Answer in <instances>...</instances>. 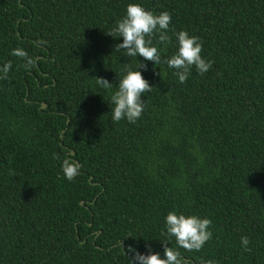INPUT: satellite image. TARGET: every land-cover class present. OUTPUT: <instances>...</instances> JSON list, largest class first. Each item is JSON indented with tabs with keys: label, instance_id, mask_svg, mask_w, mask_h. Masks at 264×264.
Here are the masks:
<instances>
[{
	"label": "trees",
	"instance_id": "1",
	"mask_svg": "<svg viewBox=\"0 0 264 264\" xmlns=\"http://www.w3.org/2000/svg\"><path fill=\"white\" fill-rule=\"evenodd\" d=\"M128 3L170 12V28L198 36L213 62L181 84L163 62L174 42L160 65L144 61L152 90L134 124L109 114L123 70L137 65L106 34ZM9 61L0 264H130L129 247L162 255L176 247L169 211L212 221L200 251L178 249L181 264H264V0H0V64ZM97 77L113 87L98 89ZM66 157L81 165L72 181Z\"/></svg>",
	"mask_w": 264,
	"mask_h": 264
},
{
	"label": "clouds",
	"instance_id": "2",
	"mask_svg": "<svg viewBox=\"0 0 264 264\" xmlns=\"http://www.w3.org/2000/svg\"><path fill=\"white\" fill-rule=\"evenodd\" d=\"M171 21L172 16L168 11L157 14L140 3H128L124 16L118 19L106 33L114 39L122 38V42L115 45L116 50H122L127 57L137 59L135 69L129 64L123 70L116 90L110 96L112 107L109 114L113 122L119 123L126 120L134 124L141 118L145 109L142 96L152 90V86L142 75L141 69L146 71L148 68L144 61L152 62L154 67L160 65L161 53L166 51L168 45L173 42L175 51L163 62L169 69L174 70L173 75L179 83L183 84L188 80L193 68L203 75L212 67L213 62L201 55L203 43L200 38L190 35L187 30L170 28ZM153 38L156 41L155 44ZM11 55L23 59L22 66L26 69L36 65V59L30 57L22 48L12 49ZM138 57H143V61L138 60ZM11 69L10 61L0 64V80L7 79ZM95 83L100 90L113 87L112 83L105 78L97 77ZM80 168L81 165L70 157L64 158L61 162L63 177L68 181H72L80 174ZM163 223L166 236L169 239L175 238L176 247L163 244L162 255L160 252H153L150 247L146 253L129 247L128 253L132 256L127 259L130 264H181L178 249L198 252L207 241L212 239L213 234L209 228L212 221L207 217L169 211ZM249 243L248 237H241L244 251H250ZM206 264H213V262L209 261Z\"/></svg>",
	"mask_w": 264,
	"mask_h": 264
},
{
	"label": "water",
	"instance_id": "3",
	"mask_svg": "<svg viewBox=\"0 0 264 264\" xmlns=\"http://www.w3.org/2000/svg\"><path fill=\"white\" fill-rule=\"evenodd\" d=\"M43 108H46V105H43ZM84 205V203H82Z\"/></svg>",
	"mask_w": 264,
	"mask_h": 264
}]
</instances>
